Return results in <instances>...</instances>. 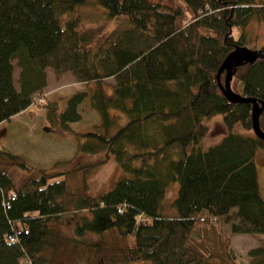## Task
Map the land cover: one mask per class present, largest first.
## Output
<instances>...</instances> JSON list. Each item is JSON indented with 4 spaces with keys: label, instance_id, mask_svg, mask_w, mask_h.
<instances>
[{
    "label": "trees",
    "instance_id": "1",
    "mask_svg": "<svg viewBox=\"0 0 264 264\" xmlns=\"http://www.w3.org/2000/svg\"><path fill=\"white\" fill-rule=\"evenodd\" d=\"M180 1L167 7L152 0H0V122L31 105L43 111L39 130L74 137L76 152L103 153L93 163L51 172L0 145V264H52L60 240L69 239L56 225L65 213L73 217L72 241L115 251L123 263L264 264V244L250 247L244 262L229 244L230 234L264 233L253 161L264 140L233 130L251 129L250 103L228 101L218 86L224 71L216 77L226 53L243 45L248 20L264 19V0ZM87 3L107 17L122 16L123 24L95 36L80 30L72 13ZM46 68L97 87L70 93L61 108L44 95ZM106 77L112 84L105 92ZM230 86L264 101V57L235 66ZM84 98L100 121L74 130ZM110 109L122 112L124 122L117 124L120 113L111 116ZM213 114L226 131L201 148L204 118ZM258 121L264 130V106ZM109 157L122 173L105 191L89 194L76 180L79 169ZM170 181L178 182L175 212L165 214ZM207 232L223 240V251L198 241ZM105 235L118 242L106 245Z\"/></svg>",
    "mask_w": 264,
    "mask_h": 264
},
{
    "label": "rangeland",
    "instance_id": "2",
    "mask_svg": "<svg viewBox=\"0 0 264 264\" xmlns=\"http://www.w3.org/2000/svg\"><path fill=\"white\" fill-rule=\"evenodd\" d=\"M152 1H158L167 7H174L178 3L181 4L180 0ZM72 14L79 17L78 28L89 32L92 36L104 34L124 22L122 16L107 17L101 7L92 3L78 6ZM244 31L245 34L243 33L242 36L243 45L250 48H260L264 45V19L258 20L253 17L250 18ZM233 34L235 37H238L240 31L234 28ZM12 64L13 82L14 85L17 86L19 68L14 59L12 60ZM45 76L46 81L43 90L47 87L48 92L51 93L50 99L60 102L61 108L63 107L61 101L64 97L70 94H68V92H70L75 85L81 86L83 84L81 90H85L89 88V86L92 88L97 85L96 83L94 85L90 81V83L83 81V83L79 81L81 84L78 83L70 71H63L57 74L52 69L46 68ZM100 81V87L105 92L111 88V77L103 78ZM78 108L81 116L79 119L70 123L71 128L80 131L94 129L95 124H98L100 121V116L99 113L90 106L88 98H84V100L79 103ZM112 111L120 113V116H114L117 120V124L124 122L125 117L122 112L110 109L109 114L111 116L113 115ZM13 115L14 117L11 118ZM13 115L9 117L10 121L8 119L9 122L4 124V128H0V145L23 155L33 164L37 165V163H39L41 166L49 167L51 172H58L88 163L90 164L103 157L102 151L94 153L76 152V140L70 135L61 136L39 130L38 127L41 122L40 116L42 115L38 108L29 105L24 111L17 112ZM22 116L26 122L19 125L15 122V119H17V117L20 119ZM204 121L208 127L206 134L198 143V146L201 148H205L208 145L217 142L221 138V135L226 131L220 114H213L208 118H204ZM115 128L116 124L111 128V131ZM233 130L241 133H252L251 129H243L239 125H234ZM49 139H51V142L48 141ZM55 139L58 141H53ZM62 141L64 142L62 143ZM59 142L62 143V146H60ZM69 145H73V148L69 147ZM30 158L33 161H31ZM253 161L256 167L259 191L264 199V150L257 149L253 156ZM79 170L76 180L84 182L85 191L89 194H98L105 191L112 185L114 179L122 173L119 166L111 157L102 163L94 164L87 170ZM177 186V181H170L166 186L165 196L161 206V211L165 214H174L175 212V208L172 206L171 202L176 195ZM169 204L171 205V208ZM56 225L59 228L60 233L65 237H69V239L60 240L59 250L54 257L52 264H138L134 262L123 263L119 254L115 251L106 249L96 251L92 246H85L80 242L72 241L70 238L75 240H77V238L73 237L75 236L73 233V217L70 216V213L62 214L57 220ZM227 229L228 225L226 224L223 226V230L226 232ZM205 236V240L200 239L198 241H202V243H204L206 247L209 246L210 249L223 251V240L217 236V233L207 232ZM85 237H88V239L91 240H97L99 236L87 233L85 234ZM102 240L106 245L118 242L116 236L110 235L103 236ZM229 244L232 246V251L235 257L239 261L244 262L248 260L246 252L250 247L257 244H264V233H252L242 237H235L234 235L229 236Z\"/></svg>",
    "mask_w": 264,
    "mask_h": 264
},
{
    "label": "water",
    "instance_id": "3",
    "mask_svg": "<svg viewBox=\"0 0 264 264\" xmlns=\"http://www.w3.org/2000/svg\"><path fill=\"white\" fill-rule=\"evenodd\" d=\"M257 57H264V51L259 48H250L245 45H235L230 51L226 53L222 59L216 77L220 71H224L222 82H218L219 89L224 97L230 102H248L250 103V121L252 133L264 140V130L259 125V114L263 109L264 101L257 100L252 96L241 95L234 91L230 86V79L232 70L235 66H238L245 62H252Z\"/></svg>",
    "mask_w": 264,
    "mask_h": 264
},
{
    "label": "crops",
    "instance_id": "4",
    "mask_svg": "<svg viewBox=\"0 0 264 264\" xmlns=\"http://www.w3.org/2000/svg\"><path fill=\"white\" fill-rule=\"evenodd\" d=\"M63 74H67V73H63ZM54 76H56V75H54ZM65 76V75H64ZM56 78V77H55ZM78 83H80L81 84V82H79L78 81ZM83 83V82H82ZM83 84L81 85V86H79V85H75V87L74 88H72L71 90H70V92H68V94L69 93H72V92H74V91H77V90H81L83 87ZM86 88V87H85ZM48 88L46 87L45 89H44V95L46 96V97H48V98H51L50 97V92H48V90H47ZM67 95V94H66ZM25 109H27V107L25 108ZM22 111H24V109L22 110ZM21 111V112H22ZM40 114L42 115V116H40V117H43V111L42 110H40ZM14 117V115L13 116H11V118H13ZM9 121H10V119H9ZM15 122L17 123V124H19V125H21L23 122L25 123L26 121L24 120V117L22 116V118H18L17 117V119H15ZM5 123H7L6 121H1L0 122V128L1 127H3L4 128V124ZM24 125V124H23ZM19 128V127H18ZM6 133V132H5ZM53 141H56V140H53ZM64 141H62V143H63ZM62 143L61 142H59V144H60V146H62ZM66 146H68V145H66ZM69 147H72L73 148V145H69ZM51 150H53V149H51ZM30 160L31 161H33L31 158H30ZM37 163V162H36ZM37 164H39V163H37ZM235 236V237H238V236H247V234H230L229 236ZM231 246V245H230ZM231 248H232V246H231Z\"/></svg>",
    "mask_w": 264,
    "mask_h": 264
},
{
    "label": "built area",
    "instance_id": "5",
    "mask_svg": "<svg viewBox=\"0 0 264 264\" xmlns=\"http://www.w3.org/2000/svg\"><path fill=\"white\" fill-rule=\"evenodd\" d=\"M8 238H9L10 241L13 240V237L11 235H8Z\"/></svg>",
    "mask_w": 264,
    "mask_h": 264
}]
</instances>
